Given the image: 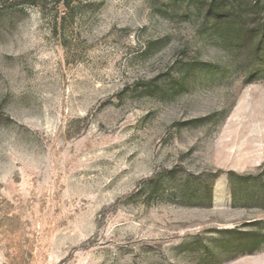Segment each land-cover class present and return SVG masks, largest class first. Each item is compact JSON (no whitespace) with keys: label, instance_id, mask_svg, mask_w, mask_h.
<instances>
[{"label":"rangeland","instance_id":"1","mask_svg":"<svg viewBox=\"0 0 264 264\" xmlns=\"http://www.w3.org/2000/svg\"><path fill=\"white\" fill-rule=\"evenodd\" d=\"M203 1L0 0V264H264V74Z\"/></svg>","mask_w":264,"mask_h":264},{"label":"trees","instance_id":"2","mask_svg":"<svg viewBox=\"0 0 264 264\" xmlns=\"http://www.w3.org/2000/svg\"><path fill=\"white\" fill-rule=\"evenodd\" d=\"M13 5H29L37 7L41 12L58 13L62 6L71 10L74 0H10ZM203 9L204 18L210 21L212 32L219 35L225 49L236 60H241L247 76L264 74V0H250L245 9L238 2L228 0H207ZM53 10V11H52ZM54 17V16H53ZM229 69H226L228 72ZM216 73L211 78H216ZM248 247V243L244 245Z\"/></svg>","mask_w":264,"mask_h":264}]
</instances>
